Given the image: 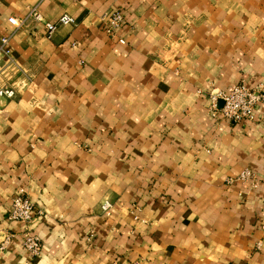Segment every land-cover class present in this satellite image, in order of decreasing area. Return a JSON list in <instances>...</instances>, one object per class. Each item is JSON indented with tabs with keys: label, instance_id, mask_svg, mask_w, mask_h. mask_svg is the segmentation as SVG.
I'll list each match as a JSON object with an SVG mask.
<instances>
[{
	"label": "crops",
	"instance_id": "crops-1",
	"mask_svg": "<svg viewBox=\"0 0 264 264\" xmlns=\"http://www.w3.org/2000/svg\"><path fill=\"white\" fill-rule=\"evenodd\" d=\"M34 9L76 25L48 39ZM2 38L0 264H264V191L235 181L264 176V104L232 125L208 99L264 91V0H0ZM20 189L38 256L7 218Z\"/></svg>",
	"mask_w": 264,
	"mask_h": 264
},
{
	"label": "built area",
	"instance_id": "built-area-1",
	"mask_svg": "<svg viewBox=\"0 0 264 264\" xmlns=\"http://www.w3.org/2000/svg\"><path fill=\"white\" fill-rule=\"evenodd\" d=\"M32 20L38 23H43L46 30V37L50 39L60 26H75L76 21L66 14L62 15L56 22H44L42 16L37 10H32L30 13ZM102 29L108 36H113L116 29L123 22V14L118 10L105 12L101 16ZM8 22L18 28L23 25V21H18L14 18H9ZM8 38L0 39V50L5 57L6 68L17 73L18 68L11 56L10 49L7 47ZM10 81V80H9ZM15 96V88L11 82H0V100L12 99ZM211 107L214 112L223 120L232 125L248 124L255 120L256 110L260 104H264V92L260 87L248 88L243 85H237L228 91H217L209 98ZM221 103V107L217 109V103ZM235 181L247 182L254 189H262L264 191V176H257L250 170H244L239 174ZM110 204L104 202L102 211L108 214ZM43 210L37 209L30 202L23 189L18 190L11 198L7 218L10 221L19 223L23 230L21 233L20 247L32 256H38L41 251V243L39 238L33 234L28 225L34 217H41ZM264 229V225H263ZM11 235H3L0 241V251H3L10 244Z\"/></svg>",
	"mask_w": 264,
	"mask_h": 264
},
{
	"label": "rangeland",
	"instance_id": "rangeland-1",
	"mask_svg": "<svg viewBox=\"0 0 264 264\" xmlns=\"http://www.w3.org/2000/svg\"><path fill=\"white\" fill-rule=\"evenodd\" d=\"M256 87H259V86H256ZM255 87V88H256ZM217 91H219V90H217ZM217 91H215V90H213L212 92H210L209 93V95H208V99L210 98V96H212L213 94H215V92H217ZM264 92V91H263ZM210 100V99H209Z\"/></svg>",
	"mask_w": 264,
	"mask_h": 264
}]
</instances>
